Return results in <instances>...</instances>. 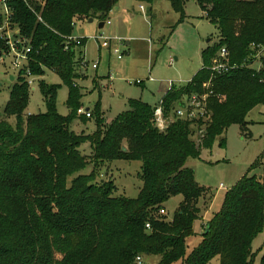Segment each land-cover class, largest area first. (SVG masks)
Wrapping results in <instances>:
<instances>
[{
  "label": "trees",
  "instance_id": "1",
  "mask_svg": "<svg viewBox=\"0 0 264 264\" xmlns=\"http://www.w3.org/2000/svg\"><path fill=\"white\" fill-rule=\"evenodd\" d=\"M27 1L28 6L7 0L9 24L31 47V74L39 77L47 68L67 86L69 114L57 112V87L41 79L47 109L24 114L29 86L24 78L13 84L0 117V264H138V256H157L156 264H210L215 257L218 264H253L252 242L264 227L261 179L239 178L187 255V239L198 234L194 223L201 217L197 201L203 189L185 164L198 158L202 149H210L230 125L243 126L248 112L264 104V53L257 60L253 57L257 46L264 45V0H196L216 27L218 40L200 52L201 69L186 84H173L165 91L162 106L172 121L164 130L156 127V105L131 98L128 109L110 122L99 100L92 110L86 108L95 122L90 134L69 128L74 118H89L77 115L82 107L77 82L85 77V39L76 45L67 37L73 35L75 21L93 18L105 25L119 0ZM168 1L180 14L178 22L186 19L184 0ZM8 47L0 36V56ZM222 47L234 68L211 76L208 67ZM210 77V117L177 118L174 111L181 98L204 92ZM11 116L14 125L8 122ZM200 129L202 135L197 134ZM85 143L89 157L80 150ZM114 160L141 163L142 185L135 198L115 195L111 179L95 182L98 170ZM92 163L90 173L80 172ZM176 195L182 201L168 219L160 209Z\"/></svg>",
  "mask_w": 264,
  "mask_h": 264
},
{
  "label": "rangeland",
  "instance_id": "2",
  "mask_svg": "<svg viewBox=\"0 0 264 264\" xmlns=\"http://www.w3.org/2000/svg\"><path fill=\"white\" fill-rule=\"evenodd\" d=\"M139 6H142V11ZM116 7L108 14L106 21L109 24L102 28H98L96 19L92 22L75 21L73 27V35L85 39L84 65L81 68L85 70V77L77 82L82 92L80 104L84 110H92L99 100L107 122L128 109L131 98L154 106L160 102L166 88L173 84H186L201 69L200 52L218 40L216 27L204 16L196 0H184L186 19L181 22H178L180 14L173 10L168 0H119ZM9 29L11 38H16L15 26L9 25ZM98 34L123 41L119 46L121 59H117L111 50L99 48L94 38ZM21 43L23 47L27 42L21 39ZM9 53L7 50L0 56V117H3L13 84L19 78L27 80L22 72L11 66ZM94 63L97 68H92ZM32 76L33 84L29 86L24 114L43 113L47 109L40 91L41 79L57 87L56 110L60 115H68V89L59 76L47 68L41 76ZM135 80L142 83L135 84ZM8 122L14 125L15 118L9 117ZM69 128L76 134H90L95 130V122L93 118L83 122L76 117ZM221 138L223 145H220ZM80 150L89 157L91 151L87 143ZM185 165L193 170L196 182L203 189V195L197 201L203 220L195 221L194 229L198 234L187 239L188 255L200 242L199 233L206 221L221 209L225 194L241 176H256L264 184V104H258L248 112L243 126L230 125L210 149H202L198 158L187 159ZM93 168L95 165L92 163L80 172L88 174ZM98 171L96 183L111 179L116 186L115 195L137 196L142 185L139 161L114 160ZM181 201L182 197L176 195L164 203L168 219H172ZM252 250L255 252L253 264H260L264 254V227L254 238ZM158 259L157 256H147L141 260L144 264H156ZM210 264H218V258H213Z\"/></svg>",
  "mask_w": 264,
  "mask_h": 264
},
{
  "label": "built area",
  "instance_id": "3",
  "mask_svg": "<svg viewBox=\"0 0 264 264\" xmlns=\"http://www.w3.org/2000/svg\"><path fill=\"white\" fill-rule=\"evenodd\" d=\"M24 2L28 6L27 0H20ZM39 1V0H37ZM40 3H43V1H39ZM140 9H142V6H139ZM10 15H11V9L9 5L7 4V0H0V16L2 17V23L0 24V36L5 39L6 43L9 46V56L11 59V66L22 72L24 76L26 77V82L28 86H31L33 84V80L30 78L32 76L30 69L28 68V60H29V53L31 52V47L26 44V46L21 47V39L17 36L16 38H11L10 36V29H9V23H10ZM106 24H109V21L106 22ZM17 33V32H15ZM83 37H77V36H69L67 37V40L69 42H75L76 45L80 44V41ZM95 40L98 42L99 48H105L107 50H111L113 54L116 55L117 59L122 58V51L120 50L119 46L123 44V41L121 39L117 38H109L104 37L102 34H98L94 36ZM19 44V46H18ZM22 48V50H20ZM264 53V45L257 46V50L255 52L254 60H257L261 54ZM228 52L225 48H221L217 56H215L212 59L211 65L208 67V70L211 71V76L213 75H219L222 73L227 72L229 69L234 68L233 66H230L228 64ZM92 68H97L96 63L92 64ZM33 77V76H32ZM112 78V77H110ZM212 77H210L203 85L205 91L202 93H191L190 95H184L181 100L182 102L179 103V105L176 107L174 113L177 118H181L188 121H199V120H207L210 117V110L208 107V101L209 96L211 94V82ZM150 81H152V78H149ZM135 84H141V80H135ZM169 84H172L173 82L168 81ZM172 86V85H171ZM170 86V87H171ZM169 87V88H170ZM168 89V88H167ZM166 93V92H165ZM164 93V94H165ZM77 115H83L87 118L91 117V113L88 109H83L82 107L77 109ZM156 127L162 131L164 130L168 124L172 121V116L166 115L163 106H162V98L160 102L156 105L153 112ZM204 132V129H200L197 134L202 135ZM160 214H165V209H160ZM146 228H150V225L147 223ZM138 264L141 263V258L138 256L136 258Z\"/></svg>",
  "mask_w": 264,
  "mask_h": 264
},
{
  "label": "water",
  "instance_id": "4",
  "mask_svg": "<svg viewBox=\"0 0 264 264\" xmlns=\"http://www.w3.org/2000/svg\"><path fill=\"white\" fill-rule=\"evenodd\" d=\"M87 21L88 22H92L93 21V18H89ZM103 26H104V22H99L98 23V28H102ZM207 41H209V40H207ZM10 80H13V77L12 76H10Z\"/></svg>",
  "mask_w": 264,
  "mask_h": 264
},
{
  "label": "crops",
  "instance_id": "5",
  "mask_svg": "<svg viewBox=\"0 0 264 264\" xmlns=\"http://www.w3.org/2000/svg\"><path fill=\"white\" fill-rule=\"evenodd\" d=\"M140 8V7H139ZM117 9V7L115 6L112 10H116ZM143 9V8H142ZM142 9H140L141 11H142ZM93 21H94V19H93ZM88 22V21H87ZM106 25V24H105ZM104 25V26H105ZM97 26H98V24H97ZM74 36H77V35H74ZM127 45H129L130 43L129 42H127L126 43ZM167 90V88L164 90V92ZM164 94V93H163ZM200 220H203V216L201 215V217H200Z\"/></svg>",
  "mask_w": 264,
  "mask_h": 264
}]
</instances>
